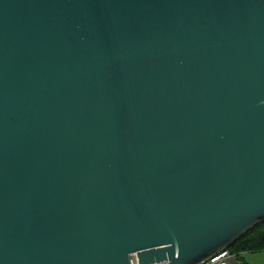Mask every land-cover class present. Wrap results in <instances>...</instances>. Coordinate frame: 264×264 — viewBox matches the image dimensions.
Returning a JSON list of instances; mask_svg holds the SVG:
<instances>
[{"label": "water", "instance_id": "water-1", "mask_svg": "<svg viewBox=\"0 0 264 264\" xmlns=\"http://www.w3.org/2000/svg\"><path fill=\"white\" fill-rule=\"evenodd\" d=\"M264 222V0H0V264H199Z\"/></svg>", "mask_w": 264, "mask_h": 264}, {"label": "trees", "instance_id": "trees-1", "mask_svg": "<svg viewBox=\"0 0 264 264\" xmlns=\"http://www.w3.org/2000/svg\"><path fill=\"white\" fill-rule=\"evenodd\" d=\"M228 249L237 255L238 259L243 258L246 252L264 251V222L258 224L245 236L237 240Z\"/></svg>", "mask_w": 264, "mask_h": 264}, {"label": "built area", "instance_id": "built-area-1", "mask_svg": "<svg viewBox=\"0 0 264 264\" xmlns=\"http://www.w3.org/2000/svg\"><path fill=\"white\" fill-rule=\"evenodd\" d=\"M238 263L239 262L237 255L232 253L228 248H225L199 264H238ZM131 264H139L138 259L135 255L131 257Z\"/></svg>", "mask_w": 264, "mask_h": 264}, {"label": "rangeland", "instance_id": "rangeland-1", "mask_svg": "<svg viewBox=\"0 0 264 264\" xmlns=\"http://www.w3.org/2000/svg\"><path fill=\"white\" fill-rule=\"evenodd\" d=\"M239 264H264V251L244 253Z\"/></svg>", "mask_w": 264, "mask_h": 264}]
</instances>
